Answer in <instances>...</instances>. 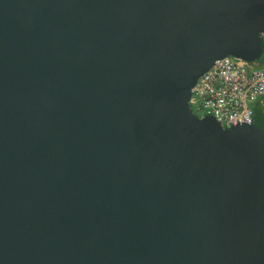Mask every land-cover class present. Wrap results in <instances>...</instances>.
Instances as JSON below:
<instances>
[{
    "label": "water",
    "instance_id": "1",
    "mask_svg": "<svg viewBox=\"0 0 264 264\" xmlns=\"http://www.w3.org/2000/svg\"><path fill=\"white\" fill-rule=\"evenodd\" d=\"M262 33L264 0H0V264H264V129L189 103Z\"/></svg>",
    "mask_w": 264,
    "mask_h": 264
},
{
    "label": "built area",
    "instance_id": "2",
    "mask_svg": "<svg viewBox=\"0 0 264 264\" xmlns=\"http://www.w3.org/2000/svg\"><path fill=\"white\" fill-rule=\"evenodd\" d=\"M264 41V33L261 34ZM264 98V63L218 59L192 88L190 106L200 117L214 116L224 127L252 124L255 104Z\"/></svg>",
    "mask_w": 264,
    "mask_h": 264
},
{
    "label": "trees",
    "instance_id": "3",
    "mask_svg": "<svg viewBox=\"0 0 264 264\" xmlns=\"http://www.w3.org/2000/svg\"><path fill=\"white\" fill-rule=\"evenodd\" d=\"M261 63H264V58L262 59ZM262 117L264 119V113L261 112L258 108H256L255 109V121H254V123L264 129V121L262 120Z\"/></svg>",
    "mask_w": 264,
    "mask_h": 264
},
{
    "label": "rangeland",
    "instance_id": "4",
    "mask_svg": "<svg viewBox=\"0 0 264 264\" xmlns=\"http://www.w3.org/2000/svg\"><path fill=\"white\" fill-rule=\"evenodd\" d=\"M263 58H264V55L262 56L261 59H259V60H257V61H253V63H254V64H257V65H260V64H262L261 62H262V59H263ZM263 99H264V98H263ZM258 109H259L261 112L264 113V100L258 104ZM262 120L264 121L263 117H262Z\"/></svg>",
    "mask_w": 264,
    "mask_h": 264
},
{
    "label": "crops",
    "instance_id": "5",
    "mask_svg": "<svg viewBox=\"0 0 264 264\" xmlns=\"http://www.w3.org/2000/svg\"><path fill=\"white\" fill-rule=\"evenodd\" d=\"M264 99L262 98L261 100H259L256 104H255V109L256 108H258V104L260 103V102H262Z\"/></svg>",
    "mask_w": 264,
    "mask_h": 264
}]
</instances>
